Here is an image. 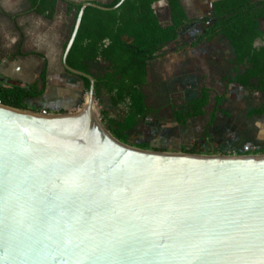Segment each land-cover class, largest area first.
<instances>
[{
    "label": "water",
    "instance_id": "1",
    "mask_svg": "<svg viewBox=\"0 0 264 264\" xmlns=\"http://www.w3.org/2000/svg\"><path fill=\"white\" fill-rule=\"evenodd\" d=\"M123 1L78 12L62 62L90 79L82 108L0 102V264H264V153L128 144L68 64L86 7Z\"/></svg>",
    "mask_w": 264,
    "mask_h": 264
},
{
    "label": "trees",
    "instance_id": "2",
    "mask_svg": "<svg viewBox=\"0 0 264 264\" xmlns=\"http://www.w3.org/2000/svg\"><path fill=\"white\" fill-rule=\"evenodd\" d=\"M28 1L31 11L48 19H54L59 1H64L67 3V13L74 16V23L82 6V2L72 0ZM119 1L112 0L105 6L112 7ZM159 1L124 0L113 9L86 7L67 58L70 66L85 72H89L90 63L93 61L106 62L104 73L96 77L95 95L104 90L115 107H126L123 118H108L104 123L115 137L124 142H128L127 131L153 111L146 102L143 90L148 79L149 65L168 43L179 37L181 30L191 24L182 0H166L170 21L163 23L156 10ZM201 20L211 23L191 43L192 46L210 42L215 36L223 35L235 53L236 75L228 78L225 86L238 83L251 91L264 94V31L260 27L261 21L264 22V0H214L211 13L203 16ZM81 78L85 88L89 90L90 79L84 76ZM40 82L41 86L36 81L27 87L0 84V102L29 109L27 100L41 97L45 92L47 65ZM210 91L205 83L200 96L190 99L186 109L173 110L175 120L186 124L188 119L204 115L205 107L209 104ZM225 94L226 90L216 95L215 106L204 129V139L210 136V127ZM249 115H264V103L252 108ZM102 120L105 121L104 117ZM137 146L151 148L148 144ZM181 151L202 153L196 146ZM259 152L264 153V148Z\"/></svg>",
    "mask_w": 264,
    "mask_h": 264
},
{
    "label": "rangeland",
    "instance_id": "3",
    "mask_svg": "<svg viewBox=\"0 0 264 264\" xmlns=\"http://www.w3.org/2000/svg\"><path fill=\"white\" fill-rule=\"evenodd\" d=\"M212 1L182 0L191 24L181 30L179 37L168 43L149 65L143 90L146 102L153 111L127 131L126 143L134 146L148 144L151 147L148 149H166L170 152L196 146L203 154L262 153L259 151L264 148V115H249V111L264 103V94L238 83L225 86L228 78L235 77L237 66L234 63L235 53L223 35L215 36L210 42L191 45L211 23L201 18L211 13ZM156 10L163 23L170 21L166 0H160ZM71 16L73 22L74 16ZM260 27L264 31L263 21ZM104 66V61H93L89 66L90 73L98 76L104 72ZM53 69L54 78L48 83L55 88H65L64 95L27 100L29 110L41 112L46 102L48 107L44 110L48 113L78 111L88 95L83 79L65 71L62 62L54 65ZM205 83L211 89L205 114L180 124L175 120L173 110L186 109L190 99L200 96ZM0 84L12 82L0 81ZM224 90L226 94L210 127V136L204 139V129L215 106L216 95ZM57 99L62 100L61 103ZM95 110L101 120L104 117L105 121L102 122L105 123L108 118H123L126 107H115L110 96L101 90L95 95Z\"/></svg>",
    "mask_w": 264,
    "mask_h": 264
},
{
    "label": "crops",
    "instance_id": "4",
    "mask_svg": "<svg viewBox=\"0 0 264 264\" xmlns=\"http://www.w3.org/2000/svg\"><path fill=\"white\" fill-rule=\"evenodd\" d=\"M72 1H94L106 5L112 0ZM71 21L72 16L67 13L64 1H59L54 19H48L31 11L28 0H0V81L12 82L5 85L25 87L36 81L40 83L47 65V85L40 98L64 95L65 88H55L48 81L54 78L53 66L62 62L65 45L73 30L74 20ZM57 100L58 103L62 101ZM46 107L48 103L45 102L41 112Z\"/></svg>",
    "mask_w": 264,
    "mask_h": 264
},
{
    "label": "built area",
    "instance_id": "5",
    "mask_svg": "<svg viewBox=\"0 0 264 264\" xmlns=\"http://www.w3.org/2000/svg\"><path fill=\"white\" fill-rule=\"evenodd\" d=\"M43 113L48 114V112L46 110H44Z\"/></svg>",
    "mask_w": 264,
    "mask_h": 264
}]
</instances>
